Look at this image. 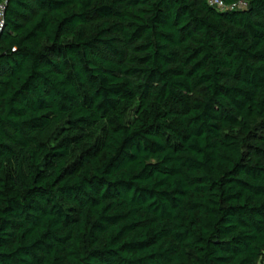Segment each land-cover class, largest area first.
<instances>
[{"label": "trees", "instance_id": "obj_1", "mask_svg": "<svg viewBox=\"0 0 264 264\" xmlns=\"http://www.w3.org/2000/svg\"><path fill=\"white\" fill-rule=\"evenodd\" d=\"M8 0L0 264L264 263V0Z\"/></svg>", "mask_w": 264, "mask_h": 264}, {"label": "built area", "instance_id": "obj_2", "mask_svg": "<svg viewBox=\"0 0 264 264\" xmlns=\"http://www.w3.org/2000/svg\"><path fill=\"white\" fill-rule=\"evenodd\" d=\"M8 0H0V33L5 27V9L7 6ZM207 3L210 7L224 12V11H233V10H243L246 8V4L243 2L236 3L233 5H226L222 0H207Z\"/></svg>", "mask_w": 264, "mask_h": 264}, {"label": "rangeland", "instance_id": "obj_3", "mask_svg": "<svg viewBox=\"0 0 264 264\" xmlns=\"http://www.w3.org/2000/svg\"><path fill=\"white\" fill-rule=\"evenodd\" d=\"M258 264H264L263 262H260V263H258Z\"/></svg>", "mask_w": 264, "mask_h": 264}]
</instances>
